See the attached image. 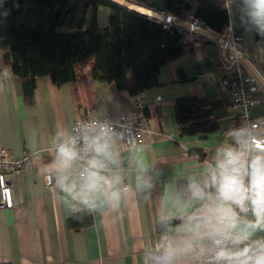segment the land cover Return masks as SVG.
Listing matches in <instances>:
<instances>
[{"label":"crops","instance_id":"1","mask_svg":"<svg viewBox=\"0 0 264 264\" xmlns=\"http://www.w3.org/2000/svg\"><path fill=\"white\" fill-rule=\"evenodd\" d=\"M225 6L228 26L264 73V0H225ZM98 20L102 28L109 24L108 8L98 9ZM224 74L218 46L193 41L161 68L159 85L146 91L141 149L126 146L117 133L97 132L91 171L83 178L69 163L76 119L139 117L136 95L84 69L62 85L37 77L30 101L0 54V148L17 158L33 154L27 171L9 175L14 207L0 208V264H203L231 211L225 198L234 196V185L264 183V151L257 163L240 162L244 133L221 85ZM180 97L203 100L197 108L206 115L190 132L176 116ZM258 108L264 113V101ZM49 173L55 177L51 187ZM247 200L256 209L236 223L234 259L227 264H264V200ZM79 213L92 223L77 230L68 220Z\"/></svg>","mask_w":264,"mask_h":264},{"label":"trees","instance_id":"2","mask_svg":"<svg viewBox=\"0 0 264 264\" xmlns=\"http://www.w3.org/2000/svg\"><path fill=\"white\" fill-rule=\"evenodd\" d=\"M136 1L150 9L195 15L219 32L229 23L225 0ZM138 3L130 0H0L3 64L22 79L30 101L34 98L37 77L48 75L62 85L74 81L78 71L84 69H91L96 80L115 82L133 95L147 91L159 85L161 68L183 54L195 40L175 27L168 28L146 16L166 17ZM100 7L109 9V24L103 28L98 20ZM255 36L261 37L258 28ZM198 103L203 100L196 97L176 100L178 122L185 125L193 121L192 128L182 125L183 132L195 130L198 119L205 117L206 113L197 108ZM91 223L92 218L84 213L68 220V225L77 230ZM164 226L161 224L160 228Z\"/></svg>","mask_w":264,"mask_h":264},{"label":"built area","instance_id":"3","mask_svg":"<svg viewBox=\"0 0 264 264\" xmlns=\"http://www.w3.org/2000/svg\"><path fill=\"white\" fill-rule=\"evenodd\" d=\"M131 1L138 3L136 0ZM151 10L163 13L167 19L134 11L161 22L168 28L175 27L192 40L210 42L218 46L220 66L225 70L221 85L230 92V108L239 128L244 133L243 141L238 146L240 162L244 166L259 162L261 153L264 151V113L258 108L259 103L264 101V73L251 51L241 45L242 37L231 26L219 32L205 20L192 14L177 15L170 11L152 8ZM147 98L146 91L136 95V105L140 109V116L136 118L131 119L122 115L114 121L107 115L99 114L78 117L74 124L73 135L69 139V143L75 148L69 161L71 171L83 178L88 177L94 152L91 138L97 132L117 133L126 146L136 150L141 149L145 128L143 110L148 106ZM157 99L161 100L162 96H157ZM32 157L31 152L24 151L17 158L7 149L0 148V208L14 207L9 175L17 170L27 171ZM54 178L51 173L46 175L48 187L53 185ZM125 186L127 187L128 183H125ZM233 191V197L225 198L231 211L227 218L221 220V232L213 237L212 249L205 256L203 264H227L234 259L232 247L238 236L235 229L236 223L256 209L248 202V197L255 195L264 200V183L257 180L250 179L244 183H236Z\"/></svg>","mask_w":264,"mask_h":264},{"label":"rangeland","instance_id":"4","mask_svg":"<svg viewBox=\"0 0 264 264\" xmlns=\"http://www.w3.org/2000/svg\"><path fill=\"white\" fill-rule=\"evenodd\" d=\"M132 2V1H131Z\"/></svg>","mask_w":264,"mask_h":264}]
</instances>
